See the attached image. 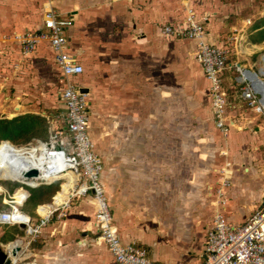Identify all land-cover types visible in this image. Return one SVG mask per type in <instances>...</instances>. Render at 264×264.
Listing matches in <instances>:
<instances>
[{
	"label": "crops",
	"instance_id": "obj_1",
	"mask_svg": "<svg viewBox=\"0 0 264 264\" xmlns=\"http://www.w3.org/2000/svg\"><path fill=\"white\" fill-rule=\"evenodd\" d=\"M241 2L0 0V119L40 116L48 138L29 143L55 139L70 151L61 93L70 85L88 92L90 134L103 161L113 224L123 244L137 243L162 264H202L217 216L242 225L264 204V113L246 107L240 79L243 69L264 72V43L248 42L251 25L245 22L251 18L242 15ZM48 7L72 21L67 46L83 67L81 75L64 77L48 42L22 56L15 37L41 30ZM188 9L205 27L208 43L231 50L221 77L230 107L227 135L216 126L197 42L163 33V26L183 23ZM223 171L230 179L225 188ZM0 182L5 209L24 193L26 201L16 206L35 224L37 207L49 206L60 189L44 187L31 201L37 191L26 181ZM12 182L21 186L13 191ZM29 201L34 215L20 210ZM95 211L91 195L73 199L36 241L23 237L22 227L0 223V244L21 235L13 264H117L93 238Z\"/></svg>",
	"mask_w": 264,
	"mask_h": 264
},
{
	"label": "built area",
	"instance_id": "obj_2",
	"mask_svg": "<svg viewBox=\"0 0 264 264\" xmlns=\"http://www.w3.org/2000/svg\"><path fill=\"white\" fill-rule=\"evenodd\" d=\"M183 23L174 27L163 26V33L176 38H186L197 42L196 59L200 63L205 77L210 82V94L214 108L217 128L227 135L231 124L227 116L229 105L227 92L222 84L223 72L228 66L230 47H218L205 39L207 31L202 23L196 21L195 13L188 9ZM251 19L245 25L250 26ZM72 25L67 18L57 16L55 10L48 7L44 13L43 28L27 32L15 38L21 42L22 56L28 58L41 42H48L55 54V60L64 77H75L83 73L82 65L68 52L66 30ZM238 37L234 36V44ZM241 72V96L250 110L259 108L264 113V72L261 74L248 70ZM88 92L72 85L66 87L61 98L66 111L64 121L70 135L69 151L55 139L49 142H32L26 146H15L1 155L8 167L14 170L23 165L22 160L29 161V169L38 170V176L30 179L21 178L29 187L52 185L60 182L59 191L53 196L47 214L41 215L36 209L38 221L22 214L16 204L22 205L27 197L20 193L15 197L9 209L0 212V223L24 226L25 235L30 241L42 234V229L55 213L65 215L75 198L91 195L96 205L94 214V236L107 248L117 264H162L152 260L144 247L137 243L123 244L113 224L112 211L108 202L105 186L102 182L103 161L96 153L90 134V112ZM4 141H1L2 144ZM7 143H10L6 141ZM17 149H15V148ZM16 165L12 166L13 164ZM62 180V181H61ZM230 185L229 172L222 173L221 186ZM65 192L63 200L57 203L58 195ZM202 264H264V204L256 208L242 225H230L221 216L214 219L206 235Z\"/></svg>",
	"mask_w": 264,
	"mask_h": 264
},
{
	"label": "trees",
	"instance_id": "obj_3",
	"mask_svg": "<svg viewBox=\"0 0 264 264\" xmlns=\"http://www.w3.org/2000/svg\"><path fill=\"white\" fill-rule=\"evenodd\" d=\"M248 42L253 44L264 43V16L254 21L248 30ZM47 122L44 118L36 115H24L18 116L12 119L3 118L0 119V142L1 141H11L15 145H24L29 143L32 139L38 138L42 141H46L48 138ZM12 145L10 143H4V146L1 145V148H4L1 152L3 155L7 149L11 150ZM3 146V147H2ZM15 148V147H14ZM17 149V148H15ZM0 155V157H1ZM5 159V158H4ZM4 159H0V165L6 167L10 173L11 167H8L3 162ZM11 175V174H10ZM21 185L18 182H12V190ZM44 187H50L49 191H56L55 189L59 187V182H56L52 185H41L36 188L37 193H33L31 200L35 201L37 198L41 197V191ZM0 209H3L0 198Z\"/></svg>",
	"mask_w": 264,
	"mask_h": 264
},
{
	"label": "rangeland",
	"instance_id": "obj_4",
	"mask_svg": "<svg viewBox=\"0 0 264 264\" xmlns=\"http://www.w3.org/2000/svg\"><path fill=\"white\" fill-rule=\"evenodd\" d=\"M237 1H242L241 2V9H242V15L244 16V18H251L253 21H256V20H259L261 19L263 16H264V0H237ZM264 79V77H263ZM224 87H225V82H224ZM192 131L194 132V128H192ZM104 141V140H103ZM5 143H7L6 141H4ZM11 144V143H10ZM5 148V147H4ZM4 148H1L0 149V155H1V152ZM101 151H105L104 150H101ZM11 171H12V167H11ZM11 171H10V174H11ZM11 176L13 177V175L11 174ZM10 176L8 175V170L6 169V167L0 165V179H10L9 178ZM1 183V182H0ZM58 189V188H56ZM55 189V190H56ZM57 191V190H56ZM54 191V192H56ZM51 200V198H50ZM49 200V201H50ZM32 201V200H31ZM1 204L3 206V209L2 210H7L9 209V207L7 209H5L2 201H1ZM21 211H24V212H27L28 214H33L32 210H34V207L31 205V202H27L25 204L24 207H22L20 209ZM34 215V214H33ZM23 237H26L28 238L26 235H25V230H23ZM21 237V235H20ZM20 237H17L18 239H21ZM93 238L94 240L97 241V243H101L96 236H94L93 234ZM29 239V238H28ZM36 239V238H35ZM36 241V240H34ZM14 242V241H13ZM102 244V243H101ZM7 246V245H6Z\"/></svg>",
	"mask_w": 264,
	"mask_h": 264
},
{
	"label": "water",
	"instance_id": "obj_5",
	"mask_svg": "<svg viewBox=\"0 0 264 264\" xmlns=\"http://www.w3.org/2000/svg\"><path fill=\"white\" fill-rule=\"evenodd\" d=\"M257 76V73H255ZM264 102V101H263ZM23 165L19 168V175L18 177L24 178V179H30L38 176V170L35 168H28L29 167V161L26 159L22 160ZM24 228V226H21ZM18 241H21L20 239L15 240L13 243L7 245L6 247H3L0 244V264H13L14 260H16L20 250L21 245L18 244ZM11 246H13L11 248ZM11 249V250H10Z\"/></svg>",
	"mask_w": 264,
	"mask_h": 264
},
{
	"label": "bare ground",
	"instance_id": "obj_6",
	"mask_svg": "<svg viewBox=\"0 0 264 264\" xmlns=\"http://www.w3.org/2000/svg\"><path fill=\"white\" fill-rule=\"evenodd\" d=\"M260 74H261V73H260ZM4 143H5V142H3L2 144H0V146H1V145L4 146ZM3 146H2V147H3ZM3 162L5 163V165H7V163H9V164L11 163V161H8V162H7L6 159H4ZM14 165H16V167H17V163H16V164H13L12 166H14ZM19 168H20V167L16 168L17 170H14V169L12 168V174L14 175L15 178H11V177H9L10 179H13V180L15 179V180H17V181H19V179H21L20 177H18V175H19ZM64 196H65V192L61 193V194L58 196V198H57V203H59V201L63 200V197H64ZM49 208H50V206H44V207H42V208H41V213L44 214V215L47 214ZM18 244H19V241H18ZM19 245H20V244H19ZM12 247H13V246H12ZM12 247H11V248H12Z\"/></svg>",
	"mask_w": 264,
	"mask_h": 264
}]
</instances>
